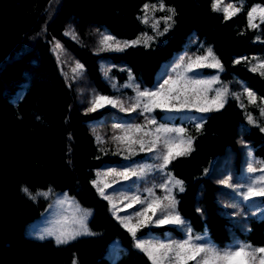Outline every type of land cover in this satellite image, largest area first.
Listing matches in <instances>:
<instances>
[{
	"label": "trees",
	"instance_id": "trees-1",
	"mask_svg": "<svg viewBox=\"0 0 264 264\" xmlns=\"http://www.w3.org/2000/svg\"><path fill=\"white\" fill-rule=\"evenodd\" d=\"M53 1L0 0V264H152L117 218H135L145 205L117 211L93 183L112 169L155 161L154 152L126 158L103 139L104 128L135 124L140 113L111 107L84 111L62 74L51 40L71 50L103 96L122 98L133 96L137 88L151 90L170 76L178 52L190 47L203 55L211 47L223 65L222 79L244 83L264 101V75L241 60L264 57V23L251 28L247 18L251 6H264V0H226L245 1L244 9L228 20L212 10L213 0H163L165 11H158L159 16L175 9L164 35H155L143 22L144 5L158 6L160 0H59L50 18ZM70 22L82 37L78 41L67 34ZM96 29L120 39H152L148 46L98 53L86 42L88 32ZM249 109L229 97L223 108L204 116L199 129L192 121L176 122L193 141L188 155L167 166L183 181L184 190H176V211L194 230L208 234L206 246L220 250L245 242L264 246V218L243 201L234 179L244 181L256 162L264 166V131L260 123H250ZM164 114L153 113L159 119ZM141 185L119 180L105 194L124 207L129 201L120 198L140 195ZM43 192L49 194H39ZM66 197L71 205L59 203ZM255 200L264 202V196ZM60 209L67 224L51 222ZM239 212L245 214L243 225ZM82 216L90 234L60 245L48 235L62 226L79 229L74 221ZM187 226H147L137 238L182 239Z\"/></svg>",
	"mask_w": 264,
	"mask_h": 264
},
{
	"label": "snow or ice",
	"instance_id": "snow-or-ice-1",
	"mask_svg": "<svg viewBox=\"0 0 264 264\" xmlns=\"http://www.w3.org/2000/svg\"><path fill=\"white\" fill-rule=\"evenodd\" d=\"M222 3L223 0H213L212 10L216 12H223L225 20L231 19L243 9V4L237 7L233 3H228L224 7H221ZM149 10H151L153 14L155 11H165V4L163 3V0H160L158 6L155 4L151 5V9L148 4L144 5V23L149 22ZM167 11L170 15L162 18L166 25L163 32L158 31L160 20H155L152 24L153 29L157 30L159 35H164V33H166L171 27L169 21H172L173 16L175 15V9L167 8ZM247 18L249 27L257 28L259 26L255 23L257 18L260 23H264V7H252L247 12ZM151 39L152 37L145 36L143 38V42L147 45V41ZM141 42L142 40L137 39L135 41L124 42L121 44L119 41L114 40L113 37L105 35L101 44L106 49L114 48L115 50H122L123 48L132 47ZM56 48L60 49V45L57 44ZM236 62L239 63L240 61L237 60ZM203 67L222 69L223 66L212 50L208 49L206 55L196 56L195 58L189 57L187 63L181 60V63L173 70L174 75H170L167 79H164L163 83L159 84L156 89L141 91L137 88L134 101L128 107H125V102L122 100L98 95L93 98L89 111L94 112L97 108L104 107L105 104H109L112 107H120L121 110L129 112L141 109L143 113H151L155 109L178 112L192 108H195L199 112H209L213 110L218 111L223 108L224 103L226 102V96L228 94L227 88L216 90L215 96L211 101H209L207 93L212 90L211 85L217 81L215 79H194L188 75V73L192 72L195 68ZM81 68L82 65L78 64L74 71ZM180 69L183 70L181 71ZM259 69H264V62L253 67L252 71H257ZM261 75H264V72H261ZM245 91L249 98V103H255V94L247 89ZM261 115H264V108H261ZM248 119L251 123H255L251 115H249ZM201 126L202 125H198L197 128L199 129ZM115 127L123 132V135L113 137V140L118 142V147L120 145H125L126 150L131 154L135 153V145H139V151L142 152H157V159L161 161V163L157 166L160 170L166 169L167 166L178 156L188 155L193 150L192 138L184 137L185 130L183 128H169L163 124L157 125L155 119H147L145 125L137 124L122 127L117 124ZM261 130L264 131V129ZM97 139L98 141L100 140L99 137ZM150 170V166L140 167L139 169L128 168L124 171H116L115 169H112L109 172L104 173V175H113L124 180H128L131 177H142ZM259 170L264 172V167ZM250 171L256 172L257 169L251 168ZM97 175L99 176L100 174L98 173ZM93 183L94 185L96 184L95 181ZM225 183L230 182L226 181ZM169 184H171L172 187H169ZM108 186L110 185H105V187ZM159 187L164 189L167 195L164 197L155 196L152 189H148L149 196L152 197L151 199H141L139 195L124 196L120 198L121 200L129 201V203L125 205L127 208L133 207L134 204L145 205L142 210L135 213V224L132 223L134 218L132 216L127 218L117 217L121 220L123 226L131 233L133 238L136 237V233L139 228L147 227L149 224L160 226L164 224L183 225L185 223L183 218L176 211L177 201L172 195V188H178L181 192L184 190L183 181L169 176L168 182L160 184ZM23 191L30 198L35 199L27 188H24ZM97 191L104 197V199L109 200V202L112 203L113 198L105 195L104 188L97 185ZM39 194L47 196L49 193L43 192ZM256 196H264V176L257 178L256 182L252 183L247 188L246 192L243 194V199L247 201ZM164 201H167V203H164ZM59 203H68L71 205L73 202L66 197L64 200H60ZM112 206L113 209L116 208L114 203ZM76 210L80 211L78 206ZM149 211H151L150 216L148 215ZM157 213L160 214L158 217ZM86 215H88V213L84 212L83 216ZM83 216L74 221L80 225L79 229L62 226L52 232H49L48 235L54 236L57 245H60L68 243L70 240L75 239L78 235L90 234L85 225ZM153 217L157 218L154 220ZM58 223L62 225L67 224V218H64L63 221ZM201 239L202 237L200 236L193 238L189 235L188 239L182 242L172 243H145L137 240L136 247L140 248L148 255L152 264H165V262H167V264H189L190 261H194L195 264H264V247L253 248L251 245L240 244L234 249L229 248L227 250H220L216 247L206 246L196 242ZM73 264H77V262L73 260Z\"/></svg>",
	"mask_w": 264,
	"mask_h": 264
},
{
	"label": "rangeland",
	"instance_id": "rangeland-1",
	"mask_svg": "<svg viewBox=\"0 0 264 264\" xmlns=\"http://www.w3.org/2000/svg\"><path fill=\"white\" fill-rule=\"evenodd\" d=\"M59 0H54L50 6L49 9V17L51 18V15L53 14V12L55 11L57 4H58ZM228 3H233L235 4L237 7H239L241 4H243V9L245 6V1H238V2H228L226 0H223V3L221 4V7H224L226 4ZM256 6H260V7H264L262 4L260 3H255L251 6L252 7H256ZM250 8V9H251ZM151 9V7H150ZM242 9V10H243ZM158 11H155V13L153 14L151 12V10H149V22L147 23L152 29V24L155 20H160V24H159V32H163L164 28L166 27L164 21H163V17L165 16H159V14H157ZM223 14V12H221ZM224 15V14H223ZM169 23L171 24V21H169ZM255 23H257L259 26L263 23H260L259 19L257 18V20L255 21ZM259 26L257 28H259ZM154 30V29H153ZM155 31V35H159L157 30ZM67 34L72 37L74 40H80L82 37H79V33H78V29L76 27V25L74 24V22H70L68 24L67 27ZM105 35H109L111 37L114 38V40L119 41L121 44H123L124 42H131V41H135L137 39L142 40L141 43L136 44V45H146L143 42V38L145 36L147 37H151L149 35H143L139 38L136 39H120L117 38L116 36H114L113 34L110 33H104L101 31L96 30H91L90 32H88L87 34V44L91 47V49L95 52L98 53H104V52H113V51H121V50H115L113 49H106L102 44L101 41L103 39V37ZM151 40L147 41V46L150 44ZM59 44L60 45V49L56 48V45ZM135 45V46H136ZM127 48V47H126ZM51 49L52 52L54 53L60 69L62 71V74L65 77V80L67 81L68 85L73 89L76 99H77V103L78 105L86 112H92L89 111V108L92 105V100L95 96L100 95L97 90L95 89L92 81L90 80L89 76L87 75L82 63L78 60V58L71 52V50L69 48H67L65 46V44L57 39L51 40ZM125 49V48H123ZM122 49V50H123ZM209 49L212 50V48L210 47ZM208 51V50H207ZM212 52L214 53V51L212 50ZM207 52L203 55H199V54H194L193 52H191L190 47L185 48L184 50L178 52L174 57H176V61L171 69V74L170 75H174L173 70L176 68V66L178 64L181 63V60H183L185 63H187L188 58L189 57H193L195 58L196 56H204L206 55ZM215 55V53H214ZM216 56V55H215ZM217 57V56H216ZM242 61L246 62L249 67L252 69L253 67H255L256 65H258L259 63L264 62V57L261 56H252V57H246L241 59ZM220 61V60H219ZM221 63V62H220ZM82 65L81 69H78L76 71H74V69H76L77 65ZM222 64V63H221ZM166 64L163 65V67ZM223 66V65H222ZM181 71L183 69H180ZM223 67L222 69L220 68H212V67H203V68H195L192 72H189L188 75L191 76L194 79H200V80H213L215 79L217 82L211 85V91H209L207 93V98L209 101L212 100V98L215 96L216 90L222 89V88H227L228 90V94L226 96V101L228 100L229 97L236 99L240 104H242L243 106H247L249 107V111H250V115L252 116L253 120L255 121V123H260L262 128L264 129V115H261V108H264V101H260L257 97H256V102L255 103H249V98L246 94V89L251 91L250 89H248L246 87V85L243 83L241 84L240 82H236L235 80H228L225 81L222 79V72H223ZM258 72H264V69H259L257 70ZM158 86L154 87L151 90L156 89ZM252 92V91H251ZM255 94V93H254ZM103 96V95H102ZM136 94H134L133 96H128V97H122V98H115V97H110L107 96L109 98L112 99H119L125 102V107H128L131 103H133L134 98H135ZM256 96V94H255ZM239 97V98H237ZM225 104V103H224ZM107 107H111V108H115L118 109L121 112L124 113H131V112H135V113H140L138 114V117H141V120L137 121V123L135 124H131V125H145L147 122V119H155L157 122V125L163 124L166 125L169 128H181L179 126H181V124H177L176 122H181L183 124L184 121H192L197 123L198 125H201L202 122L204 121V116L209 112H199L197 111L195 108L192 109H185L183 111H165V114L163 115L162 119H159L157 116H154L153 113L156 110H162V109H155L153 112L151 113H143L141 109H137L136 111H123L121 110L120 107H112L109 104H105L104 107L102 108H97V110H101ZM138 118V119H139ZM178 120V121H177ZM251 123V122H250ZM130 125H122V127H128ZM248 127H250V124H247ZM151 127H155V126H151ZM147 130V129H146ZM102 135H103V139L104 141H106L109 144H112L113 147L115 148L116 152H119L121 154H123L126 158L129 156H133L136 154H141V153H147V151H139V145H135V153L131 154L126 150V146L125 145H120L118 147V142L113 140L114 136L117 135H123V132L120 131L119 129H116L114 127H106L104 128V130L102 131ZM184 137H190L186 131L184 132ZM157 152H154L153 156H154V162H148V163H143L141 165L138 164H134L133 167L131 168H136L139 169L140 167H145V166H150L151 170L148 171L144 176L142 177H131L128 180H134L135 182L140 181L141 182V194L139 195L141 197V199H151L152 197L149 196V192L148 189H152V192L154 193L155 196H159V197H164L165 195H167L166 191L164 189H161L159 187L160 184L162 183H167L169 176H171L172 178L176 179L173 174H171V172L168 170V168L164 169V170H160L157 166L161 163V161L159 159H157ZM234 158V156H232ZM232 158V160H233ZM262 166L259 162H256V164H254L251 168H256L257 171L256 172H252L249 169V173H247L246 177L244 178V181H240L237 178H234L237 182V184L241 187V194L243 195L244 192H246L247 188L252 184L255 183L257 178L264 176V172H261L259 169H261ZM129 167H126L125 169H128ZM125 169L121 170L124 171ZM234 177H236L234 175ZM99 180V179H98ZM122 181L124 179L120 178V177H116L113 175H107L106 177H102V179L97 183L96 185H98L99 187L104 188L105 193H109L108 189L110 187H112V185H114L115 183H117L118 181ZM126 180V181H128ZM218 180V179H217ZM115 181V182H113ZM125 181V180H124ZM105 185H110L108 187H105ZM169 187H172L171 184H169ZM177 188H172V195L175 197L176 201H177ZM107 196H109L108 194H105ZM259 197V196H256ZM256 197H253L250 200L245 201L243 199V201H245V203H247L248 205L251 206V210L252 212L257 215L260 218H264V202H259V201H253ZM115 204V202H112L111 204ZM164 203H167V201H164ZM118 204H120V202H118ZM117 203L115 205H117V211H122V210H126L128 209L127 207H122L121 204L118 205ZM113 206L111 205V208ZM113 212V211H112ZM245 213H250V211H244ZM55 215L52 218L51 222H53V224L58 223L62 220V215H63V210L60 209L58 211L54 212ZM114 214V212H113ZM116 215V214H114ZM148 215H151V211L148 212ZM183 220L185 221V224L188 223L187 226V234L185 235L184 238L182 239H168V238H159L156 241H148V240H139L137 238V233H136V237L134 238V242H135V247H136V243L137 240L139 241H143L145 243L151 242V243H159V242H163V243H172V242H182L186 239H188L189 235H191L193 238H195L196 236H200L202 237L201 240L196 241L199 244H204V241L207 240L208 234L205 232H200V231H196L194 230L190 225L189 222L181 215L179 214ZM245 215V214H244ZM241 212H239V214H237L238 216V220L239 222L243 225L245 222H247L246 220H244L243 216H244ZM154 219V217H153ZM49 220V221H50ZM155 220V219H154ZM132 223L135 224L136 223V218H133ZM122 224V223H121ZM123 225V224H122ZM164 225H177V224H164ZM150 226H156V227H160L157 226L155 224H149L148 227ZM42 229L45 228V226H41ZM143 228V227H141ZM139 228L138 231L141 229ZM137 231V232H138ZM246 245H251L253 248H259V247H264V246H255L253 244L250 243H243ZM137 248V247H136ZM139 250H141L140 248H138ZM227 250V249H224ZM191 262V261H190ZM165 264H167V262H165Z\"/></svg>",
	"mask_w": 264,
	"mask_h": 264
}]
</instances>
